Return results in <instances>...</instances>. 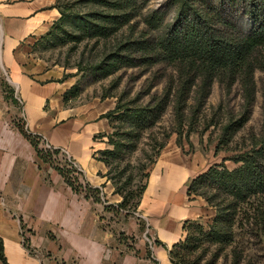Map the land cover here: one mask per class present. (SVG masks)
<instances>
[{
	"label": "crops",
	"instance_id": "0c3cea01",
	"mask_svg": "<svg viewBox=\"0 0 264 264\" xmlns=\"http://www.w3.org/2000/svg\"><path fill=\"white\" fill-rule=\"evenodd\" d=\"M60 17L56 0H0V244L6 262L172 264L169 249L183 240L185 222L202 221L197 204L206 203L187 195L193 178L180 189L188 176L181 159L146 185L137 211L147 208L153 217L117 207L123 197L100 155L112 146L107 137L97 138L111 134L104 116L115 101L86 95L82 76L49 62L42 55L49 48L38 45ZM77 86L81 91L71 95ZM19 120L46 144L64 148L80 181L100 190V201L73 190L43 162Z\"/></svg>",
	"mask_w": 264,
	"mask_h": 264
},
{
	"label": "trees",
	"instance_id": "16d2710c",
	"mask_svg": "<svg viewBox=\"0 0 264 264\" xmlns=\"http://www.w3.org/2000/svg\"><path fill=\"white\" fill-rule=\"evenodd\" d=\"M84 2L103 10L82 12L57 5L61 17L38 45L55 48L94 39L107 40L116 36L124 26H133L137 0ZM170 5L175 9L172 24H166L167 16L162 11L149 12L143 19L147 30L137 41L129 39L118 43L114 53L90 69L97 73V79L113 75L125 65L133 64L134 58L124 55L128 53L141 55L143 63L148 66L167 62L175 66L177 73L174 100L167 90L166 95L152 106L135 109L117 102L115 108L105 114L112 128L117 119L124 127L116 128L109 135L97 136L107 137L112 146V149L100 152L101 159L109 168L107 175L116 186L115 193L123 197L117 207L128 212L136 211L146 184H141V180L137 184L133 175L122 182L127 170L118 171V167L111 176L112 163L125 160L126 153L130 155L138 149L139 141L160 122L172 101L177 115L183 117L189 101L194 100L200 109L206 104L215 82L225 84L228 92L239 83L243 103L238 114L234 109H228L218 125L209 124L215 125L219 131L216 153L232 154L221 164L213 165L193 178L187 188V195L193 199L202 198L215 210V216L205 223L185 222L184 238L169 249V257L172 264H244L246 258H251L252 248L264 243V125L258 132L250 131L248 144L241 135L254 113L259 93L255 72L259 65L264 72V56L262 59L260 56L264 51V0H170ZM230 7H240L250 15L255 25L249 33L235 26L229 14ZM152 31L159 32L157 39L149 37ZM83 70L79 67L75 75ZM80 91L77 86L70 94L76 95ZM261 92L264 97V86ZM17 126L32 143L38 157L45 163L51 162L52 155L43 153L39 147L42 138L30 133L22 124ZM165 146L163 141L154 156H148L151 164ZM227 162L235 167L230 168ZM57 171L73 190L79 192L82 188L86 198L100 201L99 189L71 182L67 178L71 171L61 168ZM140 177L148 178L149 174ZM0 257L7 264L1 244Z\"/></svg>",
	"mask_w": 264,
	"mask_h": 264
},
{
	"label": "rangeland",
	"instance_id": "374dc122",
	"mask_svg": "<svg viewBox=\"0 0 264 264\" xmlns=\"http://www.w3.org/2000/svg\"><path fill=\"white\" fill-rule=\"evenodd\" d=\"M56 5L70 6L75 8L76 11L82 12L91 9L97 11L103 10L102 7L89 4L84 2V0H56ZM135 7L137 13L134 21L131 23L133 26H124L116 36L107 40L97 41L94 39L77 45L69 43L64 46L49 48V51L44 52L42 55L49 62L55 61L56 64L70 70L73 69L76 72L79 70V67L83 68V72L80 73L83 80L81 84H83L84 92L88 96L99 95L102 99L112 98L115 101V105L117 102H121L122 105L135 109L149 107L156 102L158 103L166 95L167 90L170 91V97L174 100L177 73L175 66L167 62L148 66L143 63L141 55L125 53L124 55L127 58H134L133 64L125 65L117 73L97 79V73L90 71V69L102 62L107 56L114 53L118 43L128 41L129 39L137 41L141 33L147 30L143 19L149 12L154 10L162 11L167 16L166 24L173 23L175 9L170 5V0H137ZM228 10L232 21L240 31L249 33L254 28L255 24L252 18L240 7L237 9L230 7ZM131 26L134 28V31L131 30ZM158 36L159 32L157 31H152L149 35L153 39H157ZM152 41L154 42V40ZM260 56L262 59L264 51ZM259 66L260 68L258 67L255 72V80L259 93L254 113L251 121L241 134L245 136L247 144L249 143L248 137L250 131L254 129L255 132H258L264 125V97L261 92L264 86V72L261 69L262 65ZM241 94V85L239 83L235 84L231 92H228L226 85L217 81L211 89V94L206 104L200 109L197 108L194 100L189 101L185 107L183 117L177 115L175 102L172 101V104L168 107L160 122L153 129H149L139 141L138 149L133 154L127 155L126 153L125 160H118L112 163L111 176L115 175V168L118 167V171L127 170V174L121 179L122 182L125 181L127 176L133 175L136 177L137 184L141 180V184L147 185L153 176H167L171 172L174 163L182 159L186 163V170L188 172L186 182L180 188L183 189L185 183L189 182L191 178H195L207 171L213 165L221 164L225 158L231 156L232 153L225 151L216 153L215 148L219 139V131L215 125L209 126V124L217 123L218 125L227 114V111H229L228 109L232 108L238 114L240 105L243 103ZM193 111H196V113ZM19 124H22L20 120ZM123 127L120 120H115L111 133H114L116 128ZM163 141L166 142L165 148L161 151L155 162L151 164L148 156H154L158 146ZM41 142L42 144L39 147L44 151L43 153L52 155L51 162H46V164L55 170L61 168L64 171H71V173L67 174V178L71 182L77 181L78 185L82 184L84 186L79 179L80 174L77 175L75 173L69 159L59 154L58 151L48 148L46 142L42 140ZM164 156L166 160L162 164L161 159ZM227 165L230 168L235 167L231 162H227ZM159 166H161V169H158ZM145 174H149V177H140H143ZM197 207L202 215L201 222H208L215 216V210L208 207L207 204L201 205V203H198ZM132 212L137 214L144 213L149 217H153L152 211L147 210V208ZM250 254L251 258H246L244 264H264V243L252 248ZM223 262L221 260V263Z\"/></svg>",
	"mask_w": 264,
	"mask_h": 264
},
{
	"label": "built area",
	"instance_id": "2783aa9c",
	"mask_svg": "<svg viewBox=\"0 0 264 264\" xmlns=\"http://www.w3.org/2000/svg\"><path fill=\"white\" fill-rule=\"evenodd\" d=\"M47 147L50 148V149H52V150H54V151H58L59 154H62L64 156H66L69 159V161L71 162L72 166L74 167L73 169L75 170V173L77 175L80 174L79 168L77 167V165L75 164V162L69 157L68 152L64 148H56V147H52V146H50L48 144H47Z\"/></svg>",
	"mask_w": 264,
	"mask_h": 264
}]
</instances>
